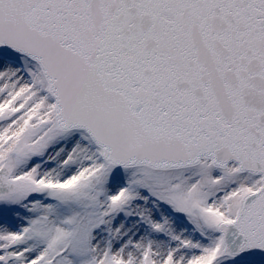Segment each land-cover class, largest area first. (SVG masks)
Returning <instances> with one entry per match:
<instances>
[{
    "label": "snow or ice",
    "instance_id": "obj_1",
    "mask_svg": "<svg viewBox=\"0 0 264 264\" xmlns=\"http://www.w3.org/2000/svg\"><path fill=\"white\" fill-rule=\"evenodd\" d=\"M0 264H264V0H0Z\"/></svg>",
    "mask_w": 264,
    "mask_h": 264
}]
</instances>
